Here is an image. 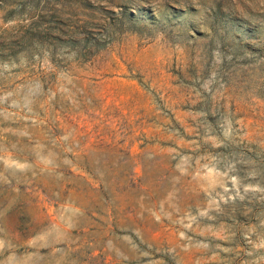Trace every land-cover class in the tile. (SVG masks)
<instances>
[{
	"label": "rangeland",
	"instance_id": "obj_1",
	"mask_svg": "<svg viewBox=\"0 0 264 264\" xmlns=\"http://www.w3.org/2000/svg\"><path fill=\"white\" fill-rule=\"evenodd\" d=\"M0 264H264V0H0Z\"/></svg>",
	"mask_w": 264,
	"mask_h": 264
}]
</instances>
